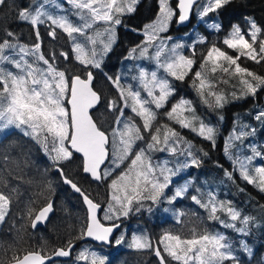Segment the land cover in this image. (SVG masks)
<instances>
[{"label":"snow or ice","instance_id":"obj_1","mask_svg":"<svg viewBox=\"0 0 264 264\" xmlns=\"http://www.w3.org/2000/svg\"><path fill=\"white\" fill-rule=\"evenodd\" d=\"M63 3L70 9L55 4L63 13L55 15L48 11L54 0L15 6V18L35 32L31 45L21 44L13 31L0 29V135L7 140L18 132L39 145L61 182L82 198L87 214L75 236L59 247H50L43 238L35 245L23 243L19 235L25 228L22 223L11 243L0 241V264H66L62 258H71L75 241L85 238L109 246L126 244L129 249L149 250L158 264H240L229 238L195 222L200 221L195 214L189 218V213L175 211V223L180 228L163 231L155 241L136 234L129 240L126 233L120 232L119 221L143 211L151 213L164 203L172 205L189 193L191 180L175 186L173 178L184 169L199 167L202 159L198 152L202 150L194 153V145L177 127L209 141L213 148L219 133L197 115L191 99L178 97L176 82L188 83L199 103L211 110L255 96L258 90H264V75L243 64L264 62V27L246 18L247 27L233 23L222 39L209 41L200 35L191 44L178 42L165 35L173 22L185 24L195 12L208 29L220 33L223 26L217 18L233 0H175V4L173 0H157L155 18L140 29H132L143 40L129 49L126 57L148 61L149 66L138 65L129 78L131 83H122V75L104 73L115 92L109 98L96 89L95 73L102 72L105 57L117 43V26L136 12L140 0ZM0 6H8L7 0H0ZM41 25H47V36L53 41L58 32L66 36L69 50L46 52ZM73 62L74 66L68 67ZM225 86L232 91L226 92ZM101 108L111 117L110 122L95 117ZM254 119L264 124V109L258 110ZM255 133L250 125H243L239 131L234 127L225 140L224 152L240 178L264 192V146L249 145L252 154L242 159H234L231 151L236 141ZM17 148L21 151L17 152ZM155 153H167L177 161L158 160ZM25 155L18 143L0 144V225L12 220L15 227L18 213L21 221L36 230L48 223L55 212L51 198L54 189L46 176L28 177L23 172L27 160L18 157ZM76 159L83 174L104 186L102 200L65 173L63 164ZM10 163L15 171L8 167ZM225 175L233 178L228 170ZM21 185L35 189L23 208ZM194 191L190 199L204 209L207 221H218L235 233L249 234L253 217L243 215L231 201L218 200L212 192L205 199L199 189ZM239 245L252 256L244 240ZM75 262L112 264L107 256L90 247L81 248Z\"/></svg>","mask_w":264,"mask_h":264},{"label":"trees","instance_id":"obj_2","mask_svg":"<svg viewBox=\"0 0 264 264\" xmlns=\"http://www.w3.org/2000/svg\"><path fill=\"white\" fill-rule=\"evenodd\" d=\"M38 2L39 0H7L8 6H0V29H9L13 31L21 44L31 45L35 41V32L29 24L20 22L15 18V6L18 5L23 7ZM55 4H64L63 7L65 10L70 9L66 3H63V0H54V4L48 7V11L52 12L54 15L61 14L60 9L55 8ZM156 6L155 0H140L136 12L132 14L133 29H140L151 20L155 15ZM146 10H149L148 12L150 15L148 17H145ZM142 11L145 13H142ZM128 17L130 16L124 18V22ZM246 18L254 19L258 25L264 27V0H233V3L223 10L222 14L217 18V22H220L223 26V31L218 33L216 39L222 35V32H226L233 23H239L242 27H246ZM196 19L197 15L193 12L190 25H193ZM208 22H210V20H208L207 23ZM204 24L205 22L198 18V22L193 29L199 30L202 34L200 32V34H198L197 31H194V33L190 35L188 28L177 31L173 28L172 23L169 31L165 35L172 36L183 34L188 31L183 35L185 39L184 43H192L191 40H193L194 35L209 34ZM0 35H2V32H0ZM40 35L43 41L42 47L46 52L52 49H55L57 52L68 51L70 48L67 37L63 34L58 32V38L55 41L48 37L47 25L40 26ZM117 37L116 45L104 59L102 72L97 70L95 73L96 79L94 84L96 89L109 98L114 96L115 92L105 79L104 73L112 76L113 71L115 72V70L124 63V60L128 56L129 49L139 44L142 40L141 35L133 33L128 34L127 37L117 33ZM131 61L132 67L136 69V60L131 59ZM74 64L75 62L69 64L68 67H73ZM141 65L145 67L148 66L143 62H141ZM243 66L248 67L259 75H264V62L256 64L252 61H247ZM176 86L178 97L191 99L196 105L197 115L202 117L206 123H210L217 128L219 134L216 139V146L213 148L209 141L198 137L195 133L186 129L177 127V131L194 145V153H197L198 150H202L198 152V155L202 159V164L199 167L184 169L177 177L173 178L175 186H180L185 183V181L191 180L192 187L189 189V193L186 194L185 197L179 198L172 205L164 203L160 207L154 208L151 213L143 211L139 214H133L127 218H122L121 221H119L121 223L120 232L126 233L129 240L131 235L136 234L147 235L155 241L165 230H178L180 225L175 223L173 213L175 211H185L190 214L189 218H193L191 214L199 216L200 221L195 222H202L203 227L226 235L233 244L235 255L239 258L240 264H264V192H261L254 185L248 184L246 181L242 180L239 172L234 169V166L224 152L225 140L234 127H237V131H239L243 125H250L251 128L256 130L254 136H249L244 138L243 141L235 142L236 146L231 150L234 159L240 154L247 156L251 153L249 145L255 144L259 147L264 143V124L256 121L254 119L255 116L253 117V113L264 109V90H258L255 96H248L246 99L230 102L226 104L223 109L211 110L199 103L195 91L189 87L188 83L176 82ZM225 91L231 92L232 88L225 86ZM94 115L105 123L111 120V117L104 112L102 108ZM220 117H223V119L221 120ZM248 130L249 129H245V131ZM10 142L18 143L22 146V151L26 155L18 158L21 161L27 160V166L23 167L22 170L24 173H27L28 177L43 175L46 176L47 180L51 181L54 189L51 198L55 202V212L51 215L48 223L35 231H32L30 227L27 226L26 222L21 221L17 213L15 227H13L12 220L0 225V241L11 243L17 235L16 229L23 223L25 224V228L19 233V235L24 238L23 243L35 245L40 241V238H43L48 242L50 247L63 246L67 239H72L76 232L79 231L80 225L84 222L86 217L79 196L71 193L69 189L62 184L52 161L45 156L39 145L21 136L18 132H13L7 140L4 139V136L0 138V144H8ZM20 151L21 148H17V152ZM203 153H207V155L204 156ZM154 157L158 160L170 159L173 163L177 161V157H172L167 153H155ZM179 161L183 162L184 157L180 156ZM2 163L3 161L0 160V164ZM169 166L171 167L172 165L170 164ZM8 167L15 171L14 165L11 163ZM63 167L66 174L78 181L79 184L91 192L93 196L101 200L103 199L105 195L104 186L90 181L87 176L81 173L78 159L72 162H65ZM225 170L233 173L232 179H229V177L225 175ZM194 189H199L200 192L204 194L205 199L207 198V193L212 192L218 200L231 201L243 215L253 217L254 221L249 225V234L243 235L235 233L231 228H225L218 221H207V214L204 209L195 205L189 197V195L196 194ZM34 192L35 189L28 185L20 186L21 208H23L24 202H26L29 196ZM165 208L168 209L167 212L164 211ZM119 234L118 232L117 235ZM28 237H31V239L29 240ZM241 240H244L252 249V256H249L247 252L240 248L239 241ZM75 243L76 248L72 257L64 260L66 264H76L75 255L83 247H90L98 254L107 256L112 264H158L157 259L151 251L129 249L126 244L119 247L113 244L105 248L88 242H80L79 240L75 241ZM58 264H60L59 261Z\"/></svg>","mask_w":264,"mask_h":264},{"label":"rangeland","instance_id":"obj_3","mask_svg":"<svg viewBox=\"0 0 264 264\" xmlns=\"http://www.w3.org/2000/svg\"><path fill=\"white\" fill-rule=\"evenodd\" d=\"M156 1V5H157V0H155ZM68 6V8H70V5H67ZM149 10H147L146 11V16L145 17H148L150 14H149V12H148ZM158 11V7L156 6V12ZM156 12H155V14H156ZM61 14H63L62 12H61ZM155 18V15L153 16V18L151 19V20H153ZM151 20L149 21V22H151ZM149 22H147V23H149ZM208 23H211V21L210 22H208ZM205 25V27H206V29L209 31V34L208 35H206V34H203L204 36H207L208 37V39H209V41H215V40H217V39H222L223 38V35L225 34V32H222V35H220V37L219 38H217L216 39V36L218 35V33H216L214 30H211V29H208L207 28V26H206V23L204 24ZM246 27H247V25H246ZM194 31L196 32H198V34H200L201 32L199 31V30H197V29H193V30H191L189 33H190V35H192L193 33H194ZM200 32V33H199ZM202 34V33H201ZM198 36H200V35H198ZM198 36L197 35H194L193 36V40H191L192 42L194 41V40H196L197 38H198ZM181 38H183L182 39V41H181ZM173 39L174 40H176V41H178V42H185V39H184V37L183 36H178V37H173ZM142 40H143V36H142ZM186 44H191V42H188V43H186ZM133 60H135V59H133ZM141 62H143L144 64H146V65H148L149 66V62L148 61H141ZM141 62H140V60H136V66H142L141 65ZM117 74H119V75H122L125 79H123L122 80V83H131L132 81L129 79L132 75H134L135 74V68L134 67H132V61L130 60V59H125L124 60V63L117 69V70H115V72L113 71V73H112V76H115V75H117ZM257 112V111H256ZM256 112L255 113H253V117L256 115ZM3 135H0V138L2 137ZM262 146H264V143L262 144ZM252 153H249L247 156H249V155H251ZM238 157H240L241 159L243 158V157H245V156H243V155H239ZM231 164L233 165V163H232V161H231ZM190 179V178H189ZM185 197V196H184ZM189 197H191V195H189Z\"/></svg>","mask_w":264,"mask_h":264},{"label":"water","instance_id":"obj_4","mask_svg":"<svg viewBox=\"0 0 264 264\" xmlns=\"http://www.w3.org/2000/svg\"><path fill=\"white\" fill-rule=\"evenodd\" d=\"M188 23H189V21L188 22H186L185 24H176L175 23V25H174V27L175 28H180V27H185L186 25H188ZM81 173L83 174V172H82V169H81ZM83 175H85V174H83ZM85 176H87V175H85ZM88 177V176H87ZM88 179L91 181V179L88 177ZM63 184V183H62ZM65 187H67L68 189H69V191L71 192V193H73V194H75V195H78V194H76L69 186H67V185H65V184H63ZM79 196V195H78ZM79 198H80V200H81V204H82V207H83V209H84V212H85V214H87L86 213V206L84 205V203H83V201H82V198L79 196ZM44 225H41V226H39L38 228H41V227H43ZM37 228V229H38ZM31 229V228H30ZM32 230V229H31ZM32 231H34V230H32ZM81 242H83V241H87V242H91V243H93V244H96V245H103V246H108L107 244H101L100 242H96V241H93L91 238H85V239H83V240H80ZM155 256V255H154ZM156 258V257H155ZM63 260H65V259H67V258H62ZM157 259V258H156ZM158 261V260H157Z\"/></svg>","mask_w":264,"mask_h":264},{"label":"flooded vegetation","instance_id":"obj_5","mask_svg":"<svg viewBox=\"0 0 264 264\" xmlns=\"http://www.w3.org/2000/svg\"><path fill=\"white\" fill-rule=\"evenodd\" d=\"M173 4H175V0H173ZM64 5V4H63ZM147 11V10H146ZM142 13H145L144 11H142ZM130 17H128L126 19V21L123 23V25L121 26H117V29H116V32L119 33L120 35L124 36V37H127L128 34L131 33V30H132V23H133V16L132 14L129 15Z\"/></svg>","mask_w":264,"mask_h":264}]
</instances>
